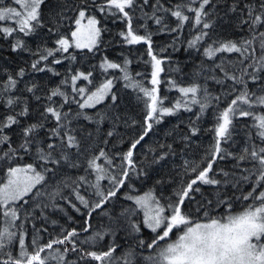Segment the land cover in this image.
<instances>
[{
    "label": "snow or ice",
    "instance_id": "obj_1",
    "mask_svg": "<svg viewBox=\"0 0 264 264\" xmlns=\"http://www.w3.org/2000/svg\"><path fill=\"white\" fill-rule=\"evenodd\" d=\"M84 7L77 8L78 18L75 19L77 30L71 33L75 47L78 49L87 48L92 52L97 47V41L101 35V29L97 27L99 21L95 16H87L86 42H82L81 37L85 35L82 30L81 22L86 18L87 0H81ZM26 11L22 14L16 8H0V21L13 20L18 25L17 29L12 27H2L0 32L4 38L13 36L14 31H19L24 36L33 35L40 28L44 27L41 19L40 8L44 0H15ZM96 5V0H92ZM196 5L193 7L192 5ZM209 5H214V0H186V2L177 4L174 8H165L160 0H102L97 9L102 13L111 12V15L117 16L125 24L126 31L119 33L121 37L130 45L144 43L147 45L148 54L152 58L151 89L146 88L139 81L135 80L128 72L127 66L130 61L125 59L123 64L109 62L105 59L104 64L109 69H119L125 81L124 87L137 93L136 99L140 100L147 97L145 106L147 113L145 116V127L142 132L131 141L128 150L123 154L122 160L126 167H122L119 174L110 171L114 167L113 160L108 157L104 149H95L94 145L102 132V124L105 117L97 114L96 118L89 116L86 112L64 111V106L76 102L80 109L94 108L101 103L106 96L110 98L115 105L117 96L110 94L112 81L108 80L95 92L76 101L73 97L69 98L66 91H62L60 86L49 89L43 96L38 94L39 85L36 83L25 84L23 89L19 88L24 77L28 75L25 68H20L13 75H8L5 81L0 82V107L5 109L0 115V160L9 163L19 157L23 152L25 155H31L34 151V162L26 166H9L7 169L6 182L0 183V215L4 218V227L0 229V264H49L50 260H55L56 264H264V79L259 73H264V0H232L228 12L238 14L237 28L247 32V36L239 41L232 39L212 38L211 29L215 22L211 19L212 13L207 11ZM146 7L151 8V14L143 11ZM115 9V11H111ZM143 11L142 17H135V11ZM186 12L193 13L190 17ZM157 13L170 14L176 20V27H169L164 23V17ZM60 18H65L60 13ZM152 20L157 26V33H180L185 23H192L193 27L198 29V34L194 39L188 41V48L200 51L203 47L204 56L215 61L219 53H236L239 55L240 63L244 64L246 60H251L243 68L240 76L229 74L225 69L223 61L215 64V68L223 72V77L213 74L204 77L205 80H212L221 85L222 94L231 96L224 110L218 116V126L215 128V143L209 150L206 166L201 168L199 164L193 163L191 171L196 173L195 177L189 182L181 184V187L174 193L176 199L166 205H162L160 200L153 195L150 190L143 195H126L125 199L132 201L134 207H125L118 215H110L106 211L103 213L108 217V225L96 231L93 235L80 241L81 245L95 246L99 241H103L106 236L111 237V241L105 245L103 251L90 250L77 246V238L80 233L76 229L65 230L60 238L50 240L47 243L39 244V232L33 225L36 235L32 237V251L30 252L25 244L23 225H17L16 221L20 219L18 213L22 209V204H28L29 200L35 201V207L56 208L57 198L64 200L76 212L85 216V227L83 232H89L93 213H98L104 209L105 204L117 197L121 188L130 181L133 172L137 178L147 176L148 172L139 169L133 160L134 150L144 141L152 130L154 123H161L162 117L175 115L177 111L183 110L193 112L192 106L199 107V113L203 114L209 107V96L211 95L206 85L193 81L189 86L180 87L179 92L185 99L178 100L174 106H164L163 98L158 95V85L160 84L159 75L162 60L153 54L152 33L147 32L141 35L139 26L133 27V20ZM59 21H57L58 23ZM146 27V25H145ZM49 32L53 29L49 28ZM210 40L211 43H205ZM59 47L55 49L44 48L40 50L39 46L36 52L26 46L25 42L16 38L11 46L13 52H28L38 58L31 62L30 68L33 73H51L53 76H59L61 73L51 64H61L62 59L57 58L56 53H67L73 45L66 38H59L56 42ZM175 47V41H173ZM178 50V49H176ZM259 53V55H257ZM72 59H75L73 56ZM249 68H254V72H249ZM214 68L205 69L200 66L199 71L195 73L200 76L202 72H214ZM91 73L80 72L71 76L73 85L72 91L77 94L85 93L84 87H76L79 79L87 81ZM247 78V79H246ZM232 81V86L225 85V81ZM249 80L253 85H258V91L249 88ZM67 78L60 81V85H66ZM239 87H236V86ZM173 86H175L173 82ZM26 91L32 94V99L46 102L42 105V111H38L39 118L36 122L22 125L24 118L31 116L32 109L28 97L18 93ZM143 94V97L140 96ZM59 97L57 101L55 98ZM212 99L220 101L221 96L216 95ZM246 106V107H245ZM260 109L261 114H256L253 109ZM251 117L254 121L252 127L254 134L248 133V146L244 147L239 155L227 152L222 148V143H226L231 137L230 126L235 117ZM84 119L90 124H95V131L81 129L77 133L72 122L74 119ZM118 120L119 117H116ZM200 119V115H196ZM135 122H133L134 124ZM49 124L52 126L47 127ZM20 136L19 142L13 144V135ZM45 130L44 139L40 138V131ZM192 134H196V129L192 128ZM114 130L110 129L103 133L105 139L101 142L108 144L110 138L114 136ZM254 138L260 141L257 145ZM169 148L171 146H168ZM231 157L235 163L234 169H239L242 175L237 177L236 172H228L220 169L219 172L213 169L217 160H225ZM167 158V153H161L154 156L152 164H159ZM103 161V163H98ZM187 164L185 168L187 171ZM250 165V167H242ZM83 169L86 175H70L68 170ZM211 173V175H210ZM246 173V174H243ZM95 176V184H89L88 175ZM59 176V179L57 177ZM217 176H221L218 179ZM109 180L112 187L104 191L101 187V181ZM161 181H157L160 183ZM242 183L249 184L251 190L236 197L239 200H251L252 203L245 205L243 211L233 213L232 202L225 199L217 186L227 188L229 186L242 191ZM212 186L217 193L216 204L222 205L227 209L220 216H212L205 211L204 221L192 220L186 212L182 210L185 201H195V194L200 193L202 203L207 206L212 201L203 195L199 185ZM88 185L95 189L93 195L97 197L90 200L80 193V189ZM195 186V187H194ZM52 188L53 191H47ZM70 189L71 194L79 202L80 206L73 203L72 200L64 195V190ZM29 199H25V198ZM46 197L50 203L45 204L40 198ZM81 208L84 211H81ZM170 214L166 215L168 210ZM199 210V208H198ZM143 213L142 221L134 220L139 213ZM28 213L25 210V220L28 219ZM13 227L21 229L19 235L13 230ZM147 228L153 233L150 240L138 238L133 243H128L126 248L117 252L121 244L117 242L116 236L124 232L123 239L127 243L128 238L137 236ZM174 229H180L181 233L177 239L169 242L170 234ZM46 231V229H43ZM161 241L165 243L160 244ZM18 244L19 253L14 254L12 248ZM63 246L62 250L54 246ZM46 250H51L56 254L48 256ZM76 254L77 260L70 259V254Z\"/></svg>",
    "mask_w": 264,
    "mask_h": 264
},
{
    "label": "trees",
    "instance_id": "obj_2",
    "mask_svg": "<svg viewBox=\"0 0 264 264\" xmlns=\"http://www.w3.org/2000/svg\"><path fill=\"white\" fill-rule=\"evenodd\" d=\"M186 2V0H160V3L165 8H174L177 4ZM255 3V0H252ZM102 3V0H96V5ZM232 0H214V5H209L206 9L211 15V19L215 22L214 28L209 30L212 33V38L220 39H232L239 41L245 38L248 34L244 30H238V14H232L228 12V8L231 5ZM86 13L95 16L100 25L101 37L100 43L97 48L92 52L88 50H77L71 48L67 53L57 52V58L62 59L61 64H51V57L46 62L49 66L54 67L58 70L61 75L53 76L51 73H33L30 68L32 61L37 59V56L31 55L28 52H13L11 46L15 43L16 38L23 40L27 47L36 52L38 46L40 50L44 48L55 49L59 47L56 43L59 38L69 37L75 30L76 24L75 19L78 18L77 8L84 7L81 0H44L41 5L40 13L41 19L44 23V27L36 31L35 34L24 36L23 33L17 31L13 32L12 37L4 38L2 32H0V82L5 81L8 75H13L19 71L20 68H25L28 75L24 77V81L19 85L20 89H23L25 84L36 83L39 85L38 94L43 96L49 89L60 86L62 91H66L69 98H75L76 101H81L82 98H86L87 95L95 92L98 88L102 87L108 80L112 81V88L110 94L117 96V102L114 105L110 95L106 96L105 99L97 104L94 108L80 109L76 102L66 104L64 111H71L74 115L76 112H86L89 116L96 118L97 114L105 117L102 124V132L99 138L96 140L94 145L95 149H104L108 157L113 160L114 167L109 169L115 174H119L122 167H126V163L123 162V154L128 150L129 144L133 139L138 137L142 132L145 125V116L147 108L145 101L147 97H143L140 100L136 99L137 93L131 89L124 87L125 81L123 80L124 73L119 69H109L101 67L104 64L105 59L109 62H115L123 64L124 60L130 61L127 66L128 72L135 80L143 84L144 87L151 89V73L152 69V58L148 54L147 45L144 43L140 44H128L123 37L119 35L120 32L126 31L125 24L121 22V19L117 16L111 15V12L102 13L97 9L96 5L92 4V0H87ZM195 7L196 5H192ZM13 7L19 8V5L15 3V0H0V8ZM111 11H115L112 9ZM143 11L151 14V8L146 7ZM143 11L137 9L135 11V17H142ZM60 13H63L65 18H60ZM187 15L192 17L194 14L186 12ZM164 17V23L169 27H176V20L170 14L157 13ZM13 20L0 21V28L12 27L18 28V25ZM57 21H59L57 23ZM146 25V27H145ZM139 26V32L141 35L147 32L152 33V47L153 54L158 59L162 60L161 71L159 75L160 84L158 87V95L163 98L164 106H174L178 100L185 99L179 92L180 87L189 86L193 81H196L202 85H206L209 93V107L203 114L199 113L198 106H192L193 112L183 110L177 111L175 115L162 117L161 123H154L152 130L148 136L145 137L144 141L137 146L134 150L133 160L136 162L139 169H144L148 172L147 176H140L137 178L135 172L132 174L130 181L126 182V186L121 188L117 193V197L113 198L110 203L105 204L104 209L98 213H93L91 220V228L89 232H83L85 227V216L76 212L69 204L64 200L57 198V207L40 208L35 207V201L29 200L28 204H22V209L18 213L20 219L16 221L17 225H23L25 244L28 250L31 252L32 237L36 235L33 225L37 229H41L39 232V244L43 245L50 240L60 238L65 230L76 229L80 235L75 238L77 240L78 247L88 248L95 251H103L105 245L111 241L110 236H106L103 241H99L93 247L92 245H81L80 241L93 235L96 231L105 228L109 221L108 217L103 213L106 211L110 215H118L125 207H134L133 202L125 199L126 195H143L148 191H152L153 195L160 200L162 205H166L170 202H174L176 197L174 193L181 187L182 183L189 182L190 179L194 178L196 173L191 171L193 163L199 164L201 168L206 166L209 150L215 143V128L218 126V116L226 107L228 101L232 98L226 94H222L221 85L216 84L212 80H205L204 77L210 75H217L223 77V72L220 69L215 68V64L223 61L225 69L229 74H235L240 76L244 67L251 60H246L244 64L240 63V57L236 53H219L215 61L207 59L203 54V47L201 46L200 51L188 48V41L194 39L195 35L198 34V29L193 27L192 23H185L182 31L178 34L176 32L158 34V26L150 19L133 20V27ZM52 28L53 31L49 32L48 29ZM173 41H175V47H173ZM205 43H211L210 40H206ZM178 49V50H176ZM259 55V53H257ZM75 59H72V57ZM203 65L205 69L214 68V72L204 71L200 76H196L195 73L199 71L200 66ZM249 72H254V68H249ZM83 72L85 74L91 73V76L87 81L79 79L76 83V87H84L85 93L77 94L72 91L73 85L71 83V76ZM264 77V73H259ZM67 78L68 83L66 85H60L62 79ZM247 79V78H246ZM173 82L175 86H173ZM264 83V79L261 80ZM225 85L228 87L232 86V81L226 80ZM236 87H239L238 85ZM258 85H253L249 80V88L253 91H258ZM25 97H28L29 104L32 109V115L22 119L21 124L33 123L39 118L38 111H42V105L46 102L41 99L39 102L32 99V94L26 91L18 93ZM220 95L221 99L219 102L212 99V97ZM57 101L59 97L55 98ZM246 107V106H245ZM5 109L0 107V115L3 114ZM256 114H261L260 109H253ZM196 115H200V119H196ZM116 117H119L117 120ZM133 122H135L133 124ZM254 121L251 117H235L233 123L230 126L231 137L226 143H222V148L227 152L239 155L242 149L248 146V133L254 134L255 129L252 127ZM77 133L79 134L81 129L87 131H95L96 125L90 124L84 119H74L72 122ZM49 124L47 127H51ZM192 128L196 129V134H192ZM114 130L115 134L110 138L107 145L101 141L105 139L103 133L108 130ZM40 138L44 139L46 132L41 130ZM13 144L19 142L20 136L18 130L13 135ZM255 144L259 145L260 141L254 138ZM168 146H171L170 148ZM161 153H167V158L159 164H152L154 156H158ZM23 157L20 159L17 157L9 163L0 160V183L6 182L7 169L9 166H26L29 163L34 162V151L31 155H25L23 152L20 153ZM187 164V171L185 164ZM103 163V161H98ZM235 161L229 157L225 160H217V163L213 165V169L219 172L223 169L228 172H236L237 177L242 175L239 169H234L233 164ZM242 167H250V165H242ZM70 175H86L83 169L79 170H68ZM246 174V173H243ZM88 175L89 184H95V176ZM211 175V173H210ZM221 179V176H217ZM59 179V176L57 177ZM157 181H161L157 183ZM101 187L104 191H107L112 187L109 180L105 179L100 182ZM202 189L203 195L212 201L211 205L205 206L202 203V196L200 193L195 194V201H185V205L182 206V210L194 221H204L203 213L209 212L212 216H220L227 211L222 205L216 204L217 193L216 190L209 185H199ZM195 187V186H194ZM220 189V193L223 194L225 199L232 202L233 213H239L243 211L244 206L252 203L251 200H239L236 197H240L242 194H246L251 190V186L246 183L238 187H242V191H238L237 188L231 186L224 188L223 186H217ZM47 191H53L52 188H48ZM95 189L85 185L80 189V193L90 200H95L97 197L93 195ZM64 195L68 196L73 203L79 205V202L75 199V196L71 194L70 189L64 190ZM29 199V198H25ZM43 203L48 204L50 201L46 197L40 198ZM199 208V210H198ZM25 210L30 213L28 219L25 220ZM81 211H84L81 208ZM170 209L166 212L170 214ZM134 220L139 219L142 221L143 213L140 212L138 217H133ZM46 229V231H43ZM20 234L21 229H13ZM182 234L180 229H174L173 233L170 234L169 242L174 241L178 236ZM125 233L120 232L116 236L117 242L121 244V248L117 249V252H121L123 248L128 246V243L135 242L138 238H144L150 240L153 233L147 228H143L139 237L132 236L128 238L127 243L123 239ZM165 242L161 241L163 245ZM57 249L63 248L61 245L54 246ZM12 251L14 254L19 253L18 244H16ZM48 256H53L56 253L51 250H46ZM70 259L77 260L76 254H70ZM49 264H56L55 260H50ZM80 264H84L80 261ZM97 264V262H92Z\"/></svg>",
    "mask_w": 264,
    "mask_h": 264
},
{
    "label": "rangeland",
    "instance_id": "obj_3",
    "mask_svg": "<svg viewBox=\"0 0 264 264\" xmlns=\"http://www.w3.org/2000/svg\"><path fill=\"white\" fill-rule=\"evenodd\" d=\"M25 2H27V0H25ZM17 10L20 11L22 14L26 11V9L22 8L20 5H19V8H17ZM87 16H91V15H89V14L86 13V18L81 22V24H82V30H83L84 33H85V35L81 37L82 42H86ZM96 19H97V18H96ZM97 20H98V19H97ZM12 22H14V19H13ZM97 27L100 28L99 23L97 24ZM76 30H77V26H76V28H75L74 31H76ZM100 37H101V35H100ZM100 37H99V39H98V41H97V47H98V45H99V43H100ZM64 38L68 39L69 42L73 45L72 47L69 48V50H70L71 48H75V49H77V50H87V48H82V49H78V48H76V47H75V44H74V41H73V38H72L71 35H70L69 37H64ZM97 47H96V48H97ZM94 49H95V48H94ZM94 49H93V50H94ZM69 50H68V51H69ZM21 167H23V166H21ZM4 226H5V225H4V218H3L2 215H0V229H2ZM13 229H14V227H13L11 230H13Z\"/></svg>",
    "mask_w": 264,
    "mask_h": 264
}]
</instances>
